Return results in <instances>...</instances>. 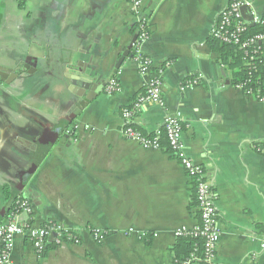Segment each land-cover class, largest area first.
Here are the masks:
<instances>
[{"label":"crops","instance_id":"obj_1","mask_svg":"<svg viewBox=\"0 0 264 264\" xmlns=\"http://www.w3.org/2000/svg\"><path fill=\"white\" fill-rule=\"evenodd\" d=\"M9 1L0 0V63L11 57L0 65V224L7 186L31 201L34 226L58 224L81 240L49 242L39 258L17 237L14 264H173L174 232L198 222L195 189L165 150L121 134V112L147 80L131 51L116 69L135 34L129 1ZM141 1L150 26L142 52L163 70L161 104L142 105L133 124L145 133L168 115L182 124L186 153L216 196L221 235L212 264H264V104L230 85L207 46L228 0ZM250 1L264 15V0ZM193 77L200 84L182 91ZM111 78L121 91L107 95ZM60 124L47 146L46 132ZM87 229L108 235L97 244Z\"/></svg>","mask_w":264,"mask_h":264},{"label":"built area","instance_id":"obj_2","mask_svg":"<svg viewBox=\"0 0 264 264\" xmlns=\"http://www.w3.org/2000/svg\"><path fill=\"white\" fill-rule=\"evenodd\" d=\"M135 26V39L131 43L132 59L137 66L138 73L146 76V84L143 92L136 98L132 105L121 112L122 136L137 143L145 150L161 149V138L166 141L169 155H171L186 176L190 179L195 189V203L198 212V222L191 228L182 227L174 232V237L192 235L201 237L204 241V261L212 263L216 248L220 239L218 214L215 206L216 196L207 182L202 166L192 161L187 153L182 140L183 126L174 116H166L162 126L154 132L144 135L132 127L134 113L144 104H161V74L151 76L152 62L142 52V45L150 36V26L147 10L141 0H128ZM242 9L249 11V20L242 13ZM250 28H256L255 33H250ZM209 38L222 44L232 45L243 54L247 75L235 88L242 94L257 103L264 104V15L259 14L250 0H228L227 5L218 14ZM261 68V73L257 70ZM200 84V77L184 81L180 87L182 91L192 89ZM121 91L116 78H111L105 87L107 95H113ZM257 151L264 153V149ZM16 210L7 221L0 224V264H14L12 250L15 239L25 236L31 243L37 257H41L49 242L54 246L63 244L79 245L81 240L74 231H67L58 224L48 223L34 226L31 222L32 204L29 199H19ZM27 217L23 219L22 217ZM97 244L102 243L108 233L103 230L87 229ZM130 229L126 234L130 235ZM141 234V238H145ZM259 248L264 253V234L259 238ZM197 262L195 256H190L182 262L173 264H193Z\"/></svg>","mask_w":264,"mask_h":264},{"label":"trees","instance_id":"obj_3","mask_svg":"<svg viewBox=\"0 0 264 264\" xmlns=\"http://www.w3.org/2000/svg\"><path fill=\"white\" fill-rule=\"evenodd\" d=\"M132 31H135V26L132 27ZM256 28H250V33H255ZM207 46L210 50L218 55V61L223 66L224 70H226L230 74V85L235 87L243 78L247 75V68L245 65V61L243 58V54L240 50L232 45L222 44L218 41H215L211 38L207 40ZM261 68L257 70V73H261ZM157 75V71L152 70L151 76ZM194 78V77H193ZM192 79V78H189ZM187 79V80H189ZM186 81V80H185ZM132 117V127L135 130H138L140 133L144 135H148L147 133L137 129L133 124ZM161 149L168 151L166 141L164 137L161 138ZM3 193L7 201V210L4 214V221L6 222L10 215L16 210V203L19 199H28L21 195H12L7 186H4ZM31 202V201H30ZM195 201L191 202L190 207L194 206ZM2 222L1 224L5 223ZM264 230V228H263ZM264 232V231H263ZM176 245L172 249L174 262H182L188 259L190 256H195L197 258V262L193 264H207L204 261V241L201 237H194L192 235H183L176 238ZM212 264V263H209Z\"/></svg>","mask_w":264,"mask_h":264},{"label":"water","instance_id":"obj_4","mask_svg":"<svg viewBox=\"0 0 264 264\" xmlns=\"http://www.w3.org/2000/svg\"><path fill=\"white\" fill-rule=\"evenodd\" d=\"M242 13H243V16L249 20V11L247 9H242ZM135 39V37H133V40ZM132 40V41H133ZM130 50H131V44H130V47L124 52V54L122 55V57L120 58L119 62H118V65H116V69L119 68L121 62L123 61V59L125 57H127L128 55H130ZM131 56V55H130ZM74 115V114H73ZM70 123L71 122V119H67L66 120V123ZM64 128V125L60 124L58 125L56 128H54V131L51 130L49 132H46V135H45V143L47 146H50V144H52L53 140L55 138H57V136L60 134V132L63 130ZM33 170H30L28 173L25 174V176H23L22 178V187L24 186V184L26 183V181L28 180V177L30 174H32Z\"/></svg>","mask_w":264,"mask_h":264},{"label":"rangeland","instance_id":"obj_5","mask_svg":"<svg viewBox=\"0 0 264 264\" xmlns=\"http://www.w3.org/2000/svg\"><path fill=\"white\" fill-rule=\"evenodd\" d=\"M8 5H9V7H11L12 8V6L14 5V0H12V1H9L8 2ZM19 49V48H18ZM18 49H17V51H18ZM5 48L3 47V46H0V57L1 56H5ZM18 57H23L21 54L19 55V56H17L16 58H18ZM6 59H4V61L2 62V63H0V65L4 68V67H6L7 65L8 66H10L11 64L9 63V59L8 58H11V57H9V56H6L5 57Z\"/></svg>","mask_w":264,"mask_h":264}]
</instances>
